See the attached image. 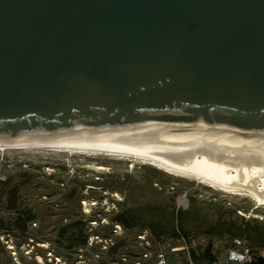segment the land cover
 <instances>
[{
    "label": "water",
    "instance_id": "obj_1",
    "mask_svg": "<svg viewBox=\"0 0 264 264\" xmlns=\"http://www.w3.org/2000/svg\"><path fill=\"white\" fill-rule=\"evenodd\" d=\"M98 131L264 142V0H0V144Z\"/></svg>",
    "mask_w": 264,
    "mask_h": 264
},
{
    "label": "rangeland",
    "instance_id": "obj_2",
    "mask_svg": "<svg viewBox=\"0 0 264 264\" xmlns=\"http://www.w3.org/2000/svg\"><path fill=\"white\" fill-rule=\"evenodd\" d=\"M97 165L106 170H94ZM14 188L19 189V208L37 214L27 233L16 229V214L7 207ZM131 210L151 211L159 218L194 214L202 230L189 234L188 247L203 256L211 246L215 261L206 260L208 264H241L230 261L232 250L249 254L244 264H264V207L244 194H229L153 166L112 158L46 151L0 153V220L5 224L0 229V264H111L106 256L92 259L85 246L91 235L110 236L116 217ZM94 221L99 225L93 227ZM211 226H219L216 234L204 233ZM144 229H130L124 246L135 249L136 234ZM176 245H181L176 239L155 237L154 251L166 253L171 264H187V255L170 253Z\"/></svg>",
    "mask_w": 264,
    "mask_h": 264
},
{
    "label": "bare ground",
    "instance_id": "obj_3",
    "mask_svg": "<svg viewBox=\"0 0 264 264\" xmlns=\"http://www.w3.org/2000/svg\"><path fill=\"white\" fill-rule=\"evenodd\" d=\"M12 150L112 158L153 166L172 176L197 181L229 194H244L259 207H264V142L175 144L142 139L137 131H98L0 144V153ZM93 169L106 170L103 165Z\"/></svg>",
    "mask_w": 264,
    "mask_h": 264
},
{
    "label": "built area",
    "instance_id": "obj_4",
    "mask_svg": "<svg viewBox=\"0 0 264 264\" xmlns=\"http://www.w3.org/2000/svg\"><path fill=\"white\" fill-rule=\"evenodd\" d=\"M116 209V206L113 207V210ZM100 222L94 221L91 225L98 226ZM104 223L109 225L108 220H104ZM113 226V230L111 231V235L105 238H102L99 235H91L87 241L85 248H87V252H90L93 255L94 260H101L104 256L108 259L111 258V264H171L168 255L163 251H154V241L155 236L151 232L150 229L145 228L142 231H139L135 237L136 247L126 248L124 246V239L129 232L130 229H126L120 222L113 221L111 224ZM177 240L181 243V245L172 246L170 249V253L173 255L184 254L188 257L187 264H208V263H197L194 262L192 258V251L188 247L189 241L183 236L179 235ZM99 248L100 252H95L94 250ZM81 254L80 258H83L84 250L81 249L79 251ZM264 258V250L261 253ZM49 261H52V254L48 253ZM230 261L238 262L244 264L249 261V254L239 253L235 250H232L229 254ZM60 262V260L58 259ZM85 263L82 261L77 262Z\"/></svg>",
    "mask_w": 264,
    "mask_h": 264
},
{
    "label": "trees",
    "instance_id": "obj_5",
    "mask_svg": "<svg viewBox=\"0 0 264 264\" xmlns=\"http://www.w3.org/2000/svg\"><path fill=\"white\" fill-rule=\"evenodd\" d=\"M19 202V189L14 188L11 189L8 193V208L15 212L16 219L14 222V226L21 233H27L29 229V224L37 220V214L35 210H22L18 206ZM160 216V215H159ZM158 215L153 214L151 211L145 212H136L134 210L125 211L122 214L116 217V220L119 221L126 229H132L137 226H144L151 230L153 235L157 238H161L162 236H166L168 238L176 239L179 235H183L189 241V234L196 231H201L202 229L197 225L196 219L194 218V214L192 213H182L179 212L178 215L170 214L167 217L162 214L159 218ZM209 227L204 231V233L215 235L217 232V228ZM5 228V224L0 220V229ZM215 230V231H214ZM64 231V230H63ZM65 234V232H63ZM61 233L62 235H64ZM239 235H236L238 237ZM87 238H85L82 243H86ZM207 253V254H206ZM206 253L203 256H198L195 251H192V258L194 262L197 263H206V260L209 262H214L215 258L211 254V246L208 248ZM206 258V259H205ZM208 263V262H207Z\"/></svg>",
    "mask_w": 264,
    "mask_h": 264
}]
</instances>
